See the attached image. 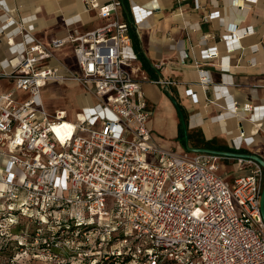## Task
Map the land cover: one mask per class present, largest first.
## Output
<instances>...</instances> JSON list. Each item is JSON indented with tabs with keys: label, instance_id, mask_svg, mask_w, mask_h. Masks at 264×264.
I'll list each match as a JSON object with an SVG mask.
<instances>
[{
	"label": "built area",
	"instance_id": "2783aa9c",
	"mask_svg": "<svg viewBox=\"0 0 264 264\" xmlns=\"http://www.w3.org/2000/svg\"><path fill=\"white\" fill-rule=\"evenodd\" d=\"M83 2L106 22L51 40L55 48L73 45L78 73L66 76L49 64L50 48L33 35L35 16H11L17 8L0 0L6 46L0 80L13 83L0 92V264H264L263 168L250 158L166 148L147 125L150 109L131 71L136 55L129 28L148 25L159 1L129 0L128 20L118 18L122 0ZM234 28L228 24L221 35L228 53L254 31ZM198 55L229 68L217 45ZM197 72L201 84L211 82L208 70ZM65 79L87 82L95 98L76 120L43 103L42 87ZM185 94L197 102L192 88ZM257 117L264 119V107ZM65 122L71 127L61 137L56 127ZM239 138L232 139L235 151L251 140ZM224 159L248 172L227 181L219 172Z\"/></svg>",
	"mask_w": 264,
	"mask_h": 264
},
{
	"label": "crops",
	"instance_id": "0c3cea01",
	"mask_svg": "<svg viewBox=\"0 0 264 264\" xmlns=\"http://www.w3.org/2000/svg\"><path fill=\"white\" fill-rule=\"evenodd\" d=\"M5 1L12 2L17 8V12L10 13L11 16H35L33 35L50 48L49 64L61 75L78 73L73 45L66 43L55 48L51 46V40L65 37L74 30L84 33L106 22L97 15L96 9L86 6L83 0ZM122 1L118 18L128 20L129 0ZM158 1L159 8L146 20L148 25L136 29L130 24L129 28L131 49L136 55L131 64L132 76L140 83L147 100L150 109L147 125L153 139L177 152H190L178 139V106H181L189 124L188 140L192 141L193 133L200 136L199 141L190 145L187 141L189 146L224 150L215 148L222 146L228 149L225 151H235L232 139L236 138L238 142L241 139L239 136H244L251 140L243 141L236 152L254 153L264 160V119L257 117L264 107V0H197L198 6H195V0ZM214 11L219 12L217 17L205 18ZM74 15L79 17V21L67 25L65 19ZM228 24L235 27L236 33L249 25L254 28L253 33L239 38L242 47L229 53L225 52L221 40ZM212 45L218 46L220 56L228 54L227 70L220 69L218 58L200 60L199 49ZM184 52L186 58L181 60ZM5 54V43L0 42V57ZM68 58H71L76 70L71 67ZM200 68L208 70L211 78L205 86L199 82L197 71ZM12 88L11 80H0V92ZM187 88L196 92L197 102H191L185 94ZM15 93L17 97H22V93ZM170 97L177 100V106ZM89 99L92 96L82 98V108L89 103ZM232 103L237 109L232 110ZM246 104L258 108L246 110ZM78 116L79 113H76L72 120ZM215 139H222L223 142L215 143ZM205 142H209L210 146H206ZM226 163L231 164L232 173H229ZM237 167L236 161L224 159L220 162L219 172L226 174V180L232 182L233 176L242 175L249 169L245 166V170L237 171Z\"/></svg>",
	"mask_w": 264,
	"mask_h": 264
},
{
	"label": "rangeland",
	"instance_id": "374dc122",
	"mask_svg": "<svg viewBox=\"0 0 264 264\" xmlns=\"http://www.w3.org/2000/svg\"><path fill=\"white\" fill-rule=\"evenodd\" d=\"M68 61L71 67L76 70V67L74 64H72L71 58H68ZM88 90L89 84L87 82L80 83L75 80L65 79L63 81L56 80L49 83L48 85H44L41 92L44 106L49 112H54V110L59 108L63 109L65 111L66 119L72 120L76 113H80L82 109L81 100L84 96H88L90 98L92 96V99L95 100L93 94ZM20 93H22V96H26V93ZM199 140L200 136L197 133H193L192 141L188 140V144L190 145L191 143L197 142ZM214 142H223V140L215 139ZM226 168L230 169L229 173H232L231 164L226 163ZM3 201L4 198L1 197L0 202ZM0 238H4L2 234H0Z\"/></svg>",
	"mask_w": 264,
	"mask_h": 264
},
{
	"label": "water",
	"instance_id": "95a60500",
	"mask_svg": "<svg viewBox=\"0 0 264 264\" xmlns=\"http://www.w3.org/2000/svg\"><path fill=\"white\" fill-rule=\"evenodd\" d=\"M170 100L174 105L177 106L178 103L174 97H170ZM179 118H180V123H181L182 129H183L184 143H185V148L187 151H190V152H207V153L220 154V155H225V156L250 158V159L256 161L264 170V160L260 156H258L257 154H254V153H243V152H236V151L215 150V149H210V148L189 146L187 144L189 124H187V120L185 119L181 110H179ZM259 205H260L261 218H262V221L264 223V182L262 184V188H261V192H260Z\"/></svg>",
	"mask_w": 264,
	"mask_h": 264
},
{
	"label": "trees",
	"instance_id": "16d2710c",
	"mask_svg": "<svg viewBox=\"0 0 264 264\" xmlns=\"http://www.w3.org/2000/svg\"><path fill=\"white\" fill-rule=\"evenodd\" d=\"M178 109L181 110V112L184 114L181 106H178ZM178 137H179L178 139L180 140L181 143L184 142L183 129H182V126H181V123L180 122H179V134H178ZM188 137H189V135H188ZM205 145L206 146H210L209 142H205ZM215 148H222L224 150H228L227 148H224L222 146H218V147H215Z\"/></svg>",
	"mask_w": 264,
	"mask_h": 264
},
{
	"label": "bare ground",
	"instance_id": "6f19581e",
	"mask_svg": "<svg viewBox=\"0 0 264 264\" xmlns=\"http://www.w3.org/2000/svg\"><path fill=\"white\" fill-rule=\"evenodd\" d=\"M86 97L89 98L88 96H86ZM89 103H90V101H89ZM70 127H71V125L68 124L67 122H65V123H63V127L57 126L56 129H57L59 135H61V137H64L67 134L66 131L70 130Z\"/></svg>",
	"mask_w": 264,
	"mask_h": 264
}]
</instances>
